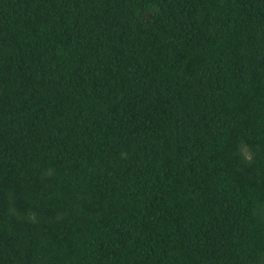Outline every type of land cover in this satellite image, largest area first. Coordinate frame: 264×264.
<instances>
[{"label": "trees", "instance_id": "16d2710c", "mask_svg": "<svg viewBox=\"0 0 264 264\" xmlns=\"http://www.w3.org/2000/svg\"><path fill=\"white\" fill-rule=\"evenodd\" d=\"M0 264H264V0H0Z\"/></svg>", "mask_w": 264, "mask_h": 264}, {"label": "clouds", "instance_id": "9594fccd", "mask_svg": "<svg viewBox=\"0 0 264 264\" xmlns=\"http://www.w3.org/2000/svg\"><path fill=\"white\" fill-rule=\"evenodd\" d=\"M245 158H246V159H248V160H250V159H251V157H250V156H246Z\"/></svg>", "mask_w": 264, "mask_h": 264}]
</instances>
